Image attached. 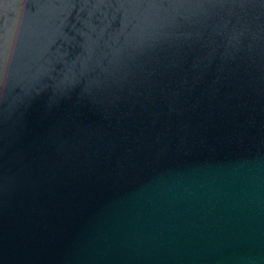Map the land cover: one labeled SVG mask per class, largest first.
Here are the masks:
<instances>
[{"label": "water", "instance_id": "obj_1", "mask_svg": "<svg viewBox=\"0 0 264 264\" xmlns=\"http://www.w3.org/2000/svg\"><path fill=\"white\" fill-rule=\"evenodd\" d=\"M0 264H264V0H0Z\"/></svg>", "mask_w": 264, "mask_h": 264}]
</instances>
